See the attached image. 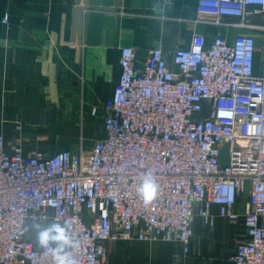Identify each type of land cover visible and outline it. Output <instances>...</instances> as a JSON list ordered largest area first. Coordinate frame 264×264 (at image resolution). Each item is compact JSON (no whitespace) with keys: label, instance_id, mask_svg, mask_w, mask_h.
<instances>
[{"label":"built area","instance_id":"built-area-1","mask_svg":"<svg viewBox=\"0 0 264 264\" xmlns=\"http://www.w3.org/2000/svg\"><path fill=\"white\" fill-rule=\"evenodd\" d=\"M263 12L264 0L198 3L199 15L242 29ZM255 58L245 35L197 34L190 48H155L144 60L123 48L89 151L26 157L0 134V264H52L31 227L47 220L67 225L73 264H105L108 242L162 241L188 255L195 221L212 227L217 217L245 226L234 264H264V65L256 73ZM146 173L159 186L148 203L137 193Z\"/></svg>","mask_w":264,"mask_h":264},{"label":"crops","instance_id":"crops-1","mask_svg":"<svg viewBox=\"0 0 264 264\" xmlns=\"http://www.w3.org/2000/svg\"><path fill=\"white\" fill-rule=\"evenodd\" d=\"M198 3L0 0V134L8 150L20 145L26 157H51L78 152L82 142L85 149L95 135L88 128L94 119L89 112L96 107L104 117V105L119 82L123 48L144 60L155 48H190L197 34L208 41L245 35L256 41L255 71L261 73L264 12L250 14L242 29L227 26L236 20L217 23L199 15ZM86 147L89 151L92 145ZM194 231L188 255L162 241L108 242L105 264H234L237 247L246 242L242 221L217 217L206 227L197 219Z\"/></svg>","mask_w":264,"mask_h":264},{"label":"clouds","instance_id":"clouds-1","mask_svg":"<svg viewBox=\"0 0 264 264\" xmlns=\"http://www.w3.org/2000/svg\"><path fill=\"white\" fill-rule=\"evenodd\" d=\"M254 132L249 126V133ZM159 186L151 173H146L137 188L138 195L146 202H151L158 195ZM36 232V243L42 249L51 248L52 264H73L69 250L74 246V238L67 225L52 219L47 226L36 223L31 226ZM78 246V242H77Z\"/></svg>","mask_w":264,"mask_h":264},{"label":"rangeland","instance_id":"rangeland-1","mask_svg":"<svg viewBox=\"0 0 264 264\" xmlns=\"http://www.w3.org/2000/svg\"><path fill=\"white\" fill-rule=\"evenodd\" d=\"M83 105H85L84 104V102L82 103ZM84 117H87V115H83ZM93 120V123L92 124H90L89 125V129L93 132V134H95L94 135V137H93V141H90V142H87V143H85L86 144V146L88 145V146H90L91 147V145H93L92 143H94V141L95 140H97L98 139V137L101 135V132H102V127H103V118L102 117H100V118H95V119H92ZM85 121V120H84ZM85 123V122H84ZM82 127H83V125H81V129H82ZM82 131V130H81ZM80 131V132H81ZM2 135V134H1ZM80 139L82 140V141H84V142H86L84 139H85V133L84 132H82L81 134H80ZM82 145H84L83 144V142L81 143V146ZM20 146V145H19ZM80 146V147H81ZM85 146V149L86 150H88L89 148L88 147H86ZM79 147V148H80ZM78 148V147H77ZM78 148V149H79ZM71 151V150H70ZM51 222V220H47L45 223H44V225H42V226H47V224L48 223H50ZM35 238H36V236H35Z\"/></svg>","mask_w":264,"mask_h":264},{"label":"water","instance_id":"water-1","mask_svg":"<svg viewBox=\"0 0 264 264\" xmlns=\"http://www.w3.org/2000/svg\"><path fill=\"white\" fill-rule=\"evenodd\" d=\"M228 149H229V147H227L224 151H223V154L224 153H226L227 151H228ZM222 163H223V166H226V165H228V161H227V159H226V157H224L223 155H222Z\"/></svg>","mask_w":264,"mask_h":264}]
</instances>
